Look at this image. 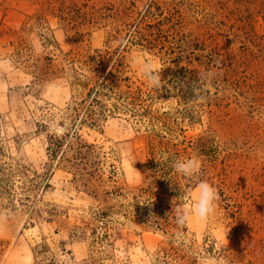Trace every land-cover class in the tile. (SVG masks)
Instances as JSON below:
<instances>
[{"label": "rangeland", "instance_id": "374dc122", "mask_svg": "<svg viewBox=\"0 0 264 264\" xmlns=\"http://www.w3.org/2000/svg\"><path fill=\"white\" fill-rule=\"evenodd\" d=\"M0 264H264V0H0Z\"/></svg>", "mask_w": 264, "mask_h": 264}, {"label": "clouds", "instance_id": "9594fccd", "mask_svg": "<svg viewBox=\"0 0 264 264\" xmlns=\"http://www.w3.org/2000/svg\"><path fill=\"white\" fill-rule=\"evenodd\" d=\"M140 72L146 77L149 86L159 88L161 86V77L154 72L152 65L146 63L140 68ZM172 167L177 174L191 178L198 172L195 161L177 159L172 163ZM220 199L219 192L207 181H200L197 185V196L194 208L191 213L185 212L180 221L187 222L194 215L200 221H207L216 213L217 202Z\"/></svg>", "mask_w": 264, "mask_h": 264}]
</instances>
